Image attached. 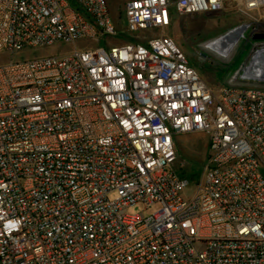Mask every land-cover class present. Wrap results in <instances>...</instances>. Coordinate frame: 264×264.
Segmentation results:
<instances>
[{
  "label": "built area",
  "instance_id": "1",
  "mask_svg": "<svg viewBox=\"0 0 264 264\" xmlns=\"http://www.w3.org/2000/svg\"><path fill=\"white\" fill-rule=\"evenodd\" d=\"M226 10L264 39V0H129L126 30L161 35L108 49L106 0H0V54L96 44L0 64V264H264V80L246 76L264 45L214 92L164 34ZM191 132L209 151L194 185L173 168Z\"/></svg>",
  "mask_w": 264,
  "mask_h": 264
},
{
  "label": "rangeland",
  "instance_id": "2",
  "mask_svg": "<svg viewBox=\"0 0 264 264\" xmlns=\"http://www.w3.org/2000/svg\"><path fill=\"white\" fill-rule=\"evenodd\" d=\"M127 1L129 0H106L110 17L116 25V35L100 39L97 43L99 47L108 49L112 45H121L126 42H140L144 45L147 40L161 35L159 29L134 33L127 31L123 17V7ZM259 14L264 15V10H261ZM246 23L247 20L244 17L230 10L175 16L164 34L174 39L206 86L211 91L217 92L226 84L242 86L235 82L237 75L241 73L244 64H247L254 50L259 48L261 44L264 45V39L254 40L249 36V29L246 31L244 29L245 32L242 31L226 51L216 49L220 55L207 50V45L218 41L227 32ZM95 45L93 41L79 40L75 45L55 43L52 46L25 49L11 55L1 53L0 64L9 60L20 61L41 56H60L72 53L74 49L92 48ZM248 85L252 88L255 87ZM174 147L176 159L173 168L176 174L191 184L200 182L204 176L203 165L209 152L205 134L202 132L178 134L174 137ZM193 191V186H191L184 195L190 197ZM108 198L110 200L115 199L116 193H110ZM158 208L157 204L145 208L141 203H136L126 208V214H141L148 217Z\"/></svg>",
  "mask_w": 264,
  "mask_h": 264
},
{
  "label": "bare ground",
  "instance_id": "3",
  "mask_svg": "<svg viewBox=\"0 0 264 264\" xmlns=\"http://www.w3.org/2000/svg\"><path fill=\"white\" fill-rule=\"evenodd\" d=\"M246 27V25H243L221 36V38H219V40L215 42V46L217 47V49H219L218 51H226L227 48L235 42L236 38L241 34V32L246 29ZM212 45L214 46V44ZM262 64H264V52H260L255 55L252 63L247 68L246 76L255 77L254 74L260 75L259 72L263 67Z\"/></svg>",
  "mask_w": 264,
  "mask_h": 264
},
{
  "label": "water",
  "instance_id": "4",
  "mask_svg": "<svg viewBox=\"0 0 264 264\" xmlns=\"http://www.w3.org/2000/svg\"><path fill=\"white\" fill-rule=\"evenodd\" d=\"M253 39L254 40H262L263 39V37L262 36H254L253 37ZM263 66V67H262ZM262 68H261V70H260V72H259V74L260 75H256V74H254V76L255 77H250V76H248V78H250V79H261V80H264V64H262ZM261 77V78H260Z\"/></svg>",
  "mask_w": 264,
  "mask_h": 264
},
{
  "label": "trees",
  "instance_id": "5",
  "mask_svg": "<svg viewBox=\"0 0 264 264\" xmlns=\"http://www.w3.org/2000/svg\"><path fill=\"white\" fill-rule=\"evenodd\" d=\"M193 185L195 184V183H192Z\"/></svg>",
  "mask_w": 264,
  "mask_h": 264
}]
</instances>
